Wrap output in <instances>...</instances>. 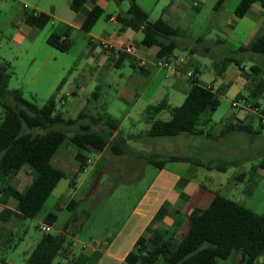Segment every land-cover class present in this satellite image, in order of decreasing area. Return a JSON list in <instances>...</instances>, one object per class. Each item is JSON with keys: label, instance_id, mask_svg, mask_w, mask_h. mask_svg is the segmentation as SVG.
<instances>
[{"label": "rangeland", "instance_id": "obj_1", "mask_svg": "<svg viewBox=\"0 0 264 264\" xmlns=\"http://www.w3.org/2000/svg\"><path fill=\"white\" fill-rule=\"evenodd\" d=\"M217 1L207 0L202 3L199 10H195L191 21L173 23L179 25L182 34L178 37L179 46L170 58V63L181 65L184 59L190 60V64L186 65L178 76L180 85L173 87L172 83L176 80L173 76L175 73L168 67L163 68L162 77L167 74L173 82L165 78L160 81L161 77H159L150 83L151 77L147 76L140 67H134L130 59L124 60L120 67L115 66L112 69L105 67L99 75L94 76L95 62L103 54V46H100V51L90 54V37L79 32L74 34L76 44L70 45L67 50L62 51L53 47L48 43V38L54 32L58 21L55 26L51 21L42 29L35 28L38 32L34 42H30L29 39L24 43L17 42L16 32L19 26L22 30L20 22L26 10H45L52 13L55 6L58 11L73 12L66 0H0V62L10 63L9 72L12 74L10 89H20L26 98L43 105L52 94L57 92L59 85L57 80L61 74L62 77H66V83L57 95L58 109L66 112L65 116L70 118L76 117L81 111L95 114L101 110L104 103H107V111L122 120L120 130L127 145L126 152L121 155L115 154L110 146L101 154L84 151L90 156L91 161L86 170L79 174L69 170L78 163L74 157L71 167L69 163L56 161L58 165L65 167L59 166L68 176L58 183L40 213L35 217L14 216L11 221L0 219V264H3L4 260L6 264H25L44 233L42 227L47 226L45 216L50 211L56 213L58 219L48 232L53 234L62 232L74 213L64 206L66 200L71 197L79 201L76 208L80 213L83 210L89 213L86 215L83 212L80 219L68 229L71 239L75 238L72 245L74 253L87 251L90 246L102 249L107 238L124 228L126 220L133 216L134 209L143 196L153 188V185H158L165 178L163 173H160L161 168L147 162L142 156L154 155L166 159L169 155H186L205 162L210 159L221 162L240 160L238 165L231 164L224 171L217 168L208 170L191 162L175 161L168 162L164 169L166 173L186 176L187 180L192 178L190 183L200 184L211 193L220 191L257 213L264 212V167L262 166L264 126L261 125L258 116L249 115L253 117L251 124L257 134L237 132L227 137L220 134L223 125L234 121L236 115L243 110L241 107L233 106V100L236 98H242L251 105L257 104L264 110V84H261L258 93H254L249 84H243L244 79L239 75L243 80L233 81L230 87H220L219 81L230 77L233 71L241 70L233 63L223 77L215 72L216 59L228 54L239 57L242 68L247 66L245 69L247 73L251 74L250 66L253 64L257 63L264 67V54L258 53L252 56V53L245 54L238 51L240 46L248 43L250 36L256 34L262 19L264 23V14H261L260 18L254 9L261 7L264 12V8L256 3L245 17H238L235 14V7L240 0H229L220 10L215 9ZM140 2L149 14L150 21L161 17L167 20L164 8L172 9L173 6H177V0H162L160 3L152 0H140ZM25 5L29 8H25ZM129 6L130 0H123L120 4L112 0L110 6L106 7L105 14L97 22L96 31L100 30L102 23H110L107 20L110 13L122 10L125 12ZM260 32H264V25L260 28ZM139 38L143 39V32L140 33ZM200 38L202 44L197 43ZM194 45H198L200 49L209 45L210 50L207 54L202 52L192 54L190 48ZM138 46L144 50L149 49L141 42H138ZM138 53L141 54L140 50ZM48 56L49 60L42 65ZM188 69L193 70V73L199 71L200 83L211 84L219 92L221 101L219 107L215 111H206L199 123V127L206 134L150 136L148 130L152 122L144 116L146 107L164 99L168 100L171 106L181 105L192 84L191 77L187 74ZM78 76L82 79V83H88V90H84L83 99L76 104H63L62 95L70 80ZM257 76L262 78L264 83V74ZM32 78L35 80L32 81ZM97 84L101 85L98 87L100 95L96 98L92 92L97 90ZM134 93L137 94L135 98ZM11 101L14 100L11 98ZM80 103H83L82 106L79 105ZM3 109L0 104V122L4 114ZM171 117L172 113L169 109L157 115V118L162 120H169ZM206 119H208L207 123ZM65 128L68 133L78 130L77 126ZM69 145L77 150L76 146L66 141L58 153ZM29 168V165H25L20 176L13 180V184L21 190L28 184L30 176L26 175L25 171ZM34 173L35 170L31 173V179ZM5 201L13 208L17 203L8 193L0 192V204ZM183 218L185 219L186 215ZM74 241L77 243L76 246ZM235 260L236 253L226 260H221L220 263L235 264ZM53 264H66V260L59 256ZM256 264H264V256H260Z\"/></svg>", "mask_w": 264, "mask_h": 264}, {"label": "trees", "instance_id": "obj_2", "mask_svg": "<svg viewBox=\"0 0 264 264\" xmlns=\"http://www.w3.org/2000/svg\"><path fill=\"white\" fill-rule=\"evenodd\" d=\"M87 1L71 0L70 7L74 11H80ZM122 1L117 0L119 4ZM223 1L218 0L216 8ZM255 3L264 8V0H241L235 9L236 16L244 17ZM25 12L26 22L30 26L42 29L52 21V16L48 13L35 14L34 11L27 10ZM103 14L104 9L100 5H95L86 16L82 28L87 32L91 31ZM118 20L124 27L143 30L142 44L146 47L157 46V54L161 58L169 59L179 46L181 28L172 26L162 17L150 21L149 14L136 0H130L128 10L119 14ZM68 33L69 30L65 35L68 36ZM61 37L62 35L54 33L49 36L48 43L59 50H67L69 44L61 43ZM197 43L202 44V39H198ZM209 50V45L203 49L198 45L190 48L192 54L196 52L207 54ZM238 51L252 53V56L264 54V36L257 37L250 47L240 46ZM128 58L132 59V56L120 52L116 65L121 66L122 61ZM233 63L241 66V59L231 54L216 59V74L222 75ZM131 64L140 67L146 73L144 66L138 65L135 60L132 59ZM9 69L10 63L0 62V104L4 108L0 122V192L8 193L17 201L15 210L23 217H35L58 183L68 176L66 171L52 164L53 157L66 141L77 148L75 154L79 162L77 174L85 171L89 164L90 156L84 151L102 153L110 146L115 154L121 155L126 152L127 145L120 131L121 120L110 114L107 107L102 106L95 114L81 111L76 117L68 118L58 109L57 95L61 87L45 104L39 105L36 101L26 98L20 89H10L12 74ZM251 70L256 74H264V67L257 63L251 66ZM198 73L199 71H195L191 76V87L181 105L171 106L169 101L164 99L146 107L144 116L152 122L148 130L150 136L205 133L199 127L202 115L208 110H217L221 101L219 92L213 86L208 88L200 83ZM98 89L93 93L96 98L100 95ZM165 109L171 111V119L157 118ZM97 125L101 127L95 128ZM74 126H77L78 130L68 133L65 127ZM252 126L251 123L237 121L224 127L221 134L235 131L251 134ZM115 132L117 134L114 136ZM142 157L161 169L165 168L168 162L175 161L191 162L208 170L217 168L224 171L229 165H238L240 161L234 159L221 162L210 159L205 162L186 155H169L166 159L154 155ZM25 165H31L35 169V175L28 188L21 191L13 186L10 180ZM186 180V176L182 175L181 181ZM78 202L72 198L67 205V209L74 213L63 231L58 234L44 232L25 264H53L59 256L70 258L69 264H88V252L83 250L74 253L73 240L68 233L69 227L80 219L83 212L89 214L86 210L81 213L77 210ZM13 211L12 208L5 207L0 213V219L8 221ZM167 212L168 205H162L156 220L163 219ZM57 219L58 215L54 212H49L45 216V222L51 226ZM189 221V230L182 238L180 220L169 229H156L150 239L140 236L122 264H220L221 260L228 259L234 253H241V259L237 264H256L258 258L264 256V212L257 213L220 191L213 192V198L207 207L196 208L190 214ZM3 264H6L5 260Z\"/></svg>", "mask_w": 264, "mask_h": 264}, {"label": "crops", "instance_id": "obj_3", "mask_svg": "<svg viewBox=\"0 0 264 264\" xmlns=\"http://www.w3.org/2000/svg\"><path fill=\"white\" fill-rule=\"evenodd\" d=\"M66 1H67V4L70 6L71 0H66ZM136 1L142 8L144 7L141 4L140 0H136ZM152 1H154L155 3L156 2L160 3L162 0H152ZM206 1L207 0H177V6H173L172 9L164 8L163 11L167 15V21L172 26L179 27V25H176L173 23L176 21H182V22H185L186 20L191 21V17L193 16V14H195V10H199L201 4ZM227 1L229 0H224L222 4L218 8H215V9L220 10L221 8H223L225 3H227ZM111 2L112 0H88L80 11H74L70 7L73 13H70L69 11H65V12L61 10L58 11L55 6L53 7L52 13H49L45 10H36V11L45 12V13L50 14L52 16V22H53L52 24H54V26H55L56 21H58V25L54 27L55 30L54 32L51 33V35L56 33V34H60L63 36L65 35L66 31L69 30V33H68L69 46L76 44V41H75L76 35L74 34H78L79 32H82L91 38V39L89 38V43H90L89 53L90 54H93L94 51H100L101 41L103 39L109 41L111 44L114 45L115 49H112V50H107L102 47L103 54L102 55L99 54L100 58H98L95 62V70H94L95 75L94 76L99 75L104 70L105 67H107V69H112L115 66L118 67L116 64L119 60L120 52H118L117 50L126 44H134L137 46L138 50H140L141 57L147 61L144 68L146 70L147 76L151 77L150 83H153L159 77H161V79H159L160 81H163L165 78V80L167 79L169 80V82H173L172 78L167 74L164 75V78L162 77V74H163L162 70H164L163 68H166V67L161 65L162 61L170 62V58L173 55L169 59L159 57L157 54L158 52L157 46L148 47L149 49L147 50L141 49L138 46V42L142 43V39L139 38V35L141 32H143V30L141 29L135 30L132 27H124L118 20V15L123 14L124 13L123 10L110 13L107 17V20L110 23H102L99 31H96L95 29L96 25L89 32L85 31L82 28V25H83V22L86 16L88 15L89 11L95 5H100L104 9V14H105V9L107 6H110ZM253 8H254V4L250 7L248 12ZM254 11L259 15L260 18H261V14H264L263 9L261 7L255 8ZM112 18H116V21L112 20ZM262 21L263 19L260 21L261 24L259 25V28L256 29V34L250 36L248 43L244 44V46L250 47L257 37L264 36V32H260V28L263 27L264 25ZM20 23H21L20 25L22 26V30H21V27L19 26L16 32L17 42L24 43L26 39H29L30 42H34L37 36V32H38L35 29L37 27H33L27 24L26 12L24 13L23 19ZM143 36H144V33H143ZM150 57H152V59ZM132 59L134 60L133 57ZM132 59H130L131 62H132ZM48 60H49V56L42 62V65H44ZM123 62L124 61H122V63ZM152 67L155 69H153ZM239 67L241 71L239 72L233 71L230 77H226L224 80L219 81L220 87H228V86L230 87V84H232L233 81L236 80L237 82L240 79L241 80L244 79L243 84H249V86H251L254 93H258L260 91L261 84H264L262 82V78L258 77L257 76L258 74L252 73V70H251V74L247 73L245 71L247 66H244V68H242V66H239ZM168 71L169 69L167 68L166 72L168 73ZM224 74L226 75L227 73L225 72L220 76L223 77ZM179 75L180 74L173 75L176 78L175 82L172 83L173 87H178L180 85L181 81L178 77ZM239 75L243 77V79L240 78ZM79 77L80 76L74 77L70 80V83L68 84L64 94L62 95L63 104H67V105L72 104V103L76 104L77 101H80L83 99L82 93L84 92L85 89L88 90V83L87 82L82 83V79H79ZM58 79L59 80L57 81H59L58 82L59 85L57 87V90L59 87H61L60 90L62 91L63 86L66 83V77H62V75L60 74L58 76ZM34 80L35 78H32V81ZM99 85L101 84H97L96 88H98ZM202 85L205 86L207 84H202ZM136 96L137 94L134 93L133 97L135 98ZM131 99H132V95H131ZM82 104L80 103L79 105L82 106ZM103 106L108 108L107 103H104ZM64 115H66V112H64ZM236 117L237 118L234 121L227 122L226 124L223 125V127L221 128L220 134L222 133L223 128L229 124L236 123L237 121H241V122L243 121L244 123L248 124V123H251V120L253 118L249 116L245 112V110H241L240 113L236 115ZM121 123H122V120H121ZM250 129L253 131V133L251 134H257V131L253 126L250 127ZM237 132L238 131L230 132V133H226L222 135L224 137H227L228 135L235 134ZM116 134L117 132H115L114 136ZM76 152L77 150L72 149L70 145L69 147L66 146V149L64 151L57 153L53 157L52 164L58 168L63 167L56 163V161H58L60 163H69V167H71L73 164L72 159L73 157L75 158ZM29 166L30 168L27 169V171H25L26 175L29 174L30 176L27 181L28 184L25 186L24 189L22 190L20 189L21 191H25L28 188V186L31 184L34 178V176H32V179H31V173H33V170L35 169L31 165ZM262 166L264 167V161H263ZM78 169H79V162L77 163L75 167H72L69 170L75 171L76 173ZM22 170L23 169H21L17 173L16 176L11 178L10 182L13 186H15L13 184V180L20 176ZM160 173L161 174L163 173L165 178L163 179V181H160L158 185L156 184L153 185L152 186L153 188L150 189L149 192L143 196V198L139 201L138 206L134 209L133 216H131L130 218H128V220H126L124 228L119 229V231L116 234H113L110 238H107L106 242L104 243L105 246L102 249L95 247V246H90V249L87 250L89 254L88 264H122L125 260L126 255L134 247L137 239L140 236L143 235L147 237L148 239H150L153 237L156 229H162V230L169 229L178 220L181 221V223L179 224L180 237L182 238L187 234L189 227H190V221H189L190 214L196 208L207 207L213 198V193L205 190L200 184L190 183V180L192 178L189 180H186L185 182H182L180 174L175 175V174L166 173V170L164 168H162ZM72 198L73 197L66 200V202L64 203L65 207H67V205L69 204ZM164 204L168 205V212L164 216L163 219L156 220V215L159 209L161 208V206ZM5 207H10L8 206L6 201L0 204V213ZM15 207H16V204H14V208L13 206L10 207L14 210L13 214L11 215L9 219L10 221L12 220L14 216H17L18 218L22 217V215L15 210ZM185 215H186V218L184 219L183 216ZM182 221H184V224H182ZM73 240H75V238ZM240 259H241V253H236L235 264H237ZM64 260H66V264H69L71 262L70 258H64ZM220 264H227V263L222 262Z\"/></svg>", "mask_w": 264, "mask_h": 264}, {"label": "built area", "instance_id": "obj_4", "mask_svg": "<svg viewBox=\"0 0 264 264\" xmlns=\"http://www.w3.org/2000/svg\"><path fill=\"white\" fill-rule=\"evenodd\" d=\"M25 8H29V6L25 5ZM31 11H34L35 14H38V11H36V10H31ZM112 20L116 21V18H112ZM60 42L69 44L68 36L63 35L60 39ZM101 45L103 46V48H105L107 50L115 49L114 45L105 39H103L101 41ZM117 51L130 54L134 58V60L137 62V64L140 66L146 65V60L141 57V55L138 53V48L134 44H126V45L122 46L120 49H118ZM189 64H190V60L187 58L184 59L183 64H181V65H171V63L169 61L161 62L162 66L168 67L175 74H181L184 71V69L186 68V65H189ZM187 74L190 77L193 76V74H194L193 70L188 69ZM205 86L208 88L212 87L211 84H207ZM233 106L234 107H241L243 110H245L247 112L248 115L258 116L260 123L262 125H264V110H262L258 105H254V104L251 105V104L246 103L242 98H236L235 100H233ZM89 161H91V159ZM42 229L44 230V232H48L51 229V225L47 224V226H43ZM76 244L77 243L74 242L75 246H76Z\"/></svg>", "mask_w": 264, "mask_h": 264}]
</instances>
